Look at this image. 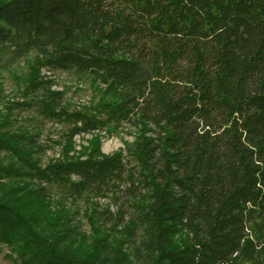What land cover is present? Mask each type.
Wrapping results in <instances>:
<instances>
[{"label":"trees","instance_id":"16d2710c","mask_svg":"<svg viewBox=\"0 0 264 264\" xmlns=\"http://www.w3.org/2000/svg\"><path fill=\"white\" fill-rule=\"evenodd\" d=\"M31 54L32 105L72 128L43 168L36 140L0 132L11 264H264V0H0V73ZM39 69L86 78L91 110L64 111ZM101 130L132 141L104 155L96 134L75 151ZM48 185L108 203L90 238L42 230L32 206Z\"/></svg>","mask_w":264,"mask_h":264},{"label":"rangeland","instance_id":"374dc122","mask_svg":"<svg viewBox=\"0 0 264 264\" xmlns=\"http://www.w3.org/2000/svg\"><path fill=\"white\" fill-rule=\"evenodd\" d=\"M33 57L31 54L11 71L0 73V132L24 135L36 140V147L39 148V153H36L37 166L43 168L59 158L72 124L64 119L45 118L39 113L38 107L32 105L36 103V98L28 95L25 83ZM38 78L52 82V91L64 93L63 108L68 113L90 111L96 102V94L89 81L72 72L39 69ZM77 126L80 127V123H77ZM96 134L100 136L101 152L104 155H111L123 149L125 142L132 141V137L125 132L108 134L102 130L82 131L72 137L75 151H80V146H86V142ZM1 156L0 159L5 157L4 154ZM23 184L27 185V183ZM36 185L38 186L39 183H33L32 187ZM46 187L49 188L52 199L40 204L34 203L32 206V212L42 220V230L53 236L64 232L69 234V231H73L75 237L77 233L80 234L77 241H82L85 237L90 238L93 229L88 216L91 209L105 210L108 203L96 199L88 207L75 206L61 197L57 185ZM111 210L113 211L114 208L112 207ZM8 255V249L0 245V264H11Z\"/></svg>","mask_w":264,"mask_h":264}]
</instances>
